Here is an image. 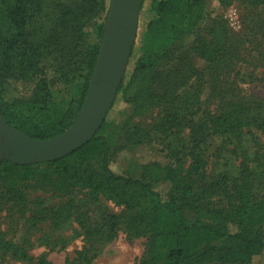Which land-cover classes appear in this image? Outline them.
I'll return each instance as SVG.
<instances>
[{
	"label": "trees",
	"instance_id": "trees-1",
	"mask_svg": "<svg viewBox=\"0 0 264 264\" xmlns=\"http://www.w3.org/2000/svg\"><path fill=\"white\" fill-rule=\"evenodd\" d=\"M233 1L218 3L226 7ZM251 1L264 11V0ZM109 2L85 0L80 7L57 3L54 34L59 35L45 42L31 31L42 0H0V115L10 126L33 139H46L72 124L96 63ZM206 7L207 0H150L153 16L145 25L146 43L117 91L131 105L132 116L148 111L153 87L162 76L173 80L169 89L172 95L179 88L184 90L186 101L198 98L207 79L215 86L233 51L225 44V21L211 25L205 30L206 36L202 34ZM87 23H91V29L84 31ZM64 31L71 32L70 38L64 37ZM195 57L203 61V69ZM49 64L63 70L62 78L68 79L71 74L79 80L77 95L62 108L53 106L43 76ZM32 81L28 97L6 98L10 85ZM220 101L222 109L216 114L209 112L204 121L191 113L189 158L170 156L155 181L113 167L110 138L101 132L103 122L87 143L62 158L33 164L0 158V191L2 184L7 186L1 199L21 200L18 186L32 181L58 193L82 189L92 199L103 196L122 206L131 233L147 237L145 253L136 264L228 260L252 264L254 256L264 253V189L254 190V170L243 160L237 176L222 173L208 178L206 167L211 158H220L230 137L239 143L244 129L254 127L264 134V115L262 107H251L241 99L226 101L220 97ZM175 120L174 116L168 119L170 124ZM160 184L166 186L165 193L158 188ZM216 196L226 201L214 206L211 200ZM187 213L194 217L189 219ZM121 220V215L108 214L104 231L85 229L86 242L70 264H90L98 251L87 241L94 234L112 240ZM0 252L25 263L33 261L24 247L5 240L1 233ZM34 264L50 263L40 256Z\"/></svg>",
	"mask_w": 264,
	"mask_h": 264
},
{
	"label": "rangeland",
	"instance_id": "rangeland-1",
	"mask_svg": "<svg viewBox=\"0 0 264 264\" xmlns=\"http://www.w3.org/2000/svg\"><path fill=\"white\" fill-rule=\"evenodd\" d=\"M84 1L42 0L39 16L31 31L41 41H49L56 34L59 35V32L54 34V27L58 25L56 4L80 7ZM149 3L150 0H144L140 8L138 29L124 80L128 78L141 47L146 43L145 25L153 16ZM221 21L226 24V47L233 51V55L219 74L215 86L207 79L205 90L198 98L190 97L186 101L182 88L172 95L169 89L173 80L162 76L153 87L148 111L141 116H132L131 105L120 94H116L101 130L110 138L113 167L116 170L155 181L161 177L162 168L170 156L189 158L192 147L191 113L194 112L193 118L200 117L204 121L209 112L216 114L222 109L220 97L226 101L241 99L251 107H262L264 115V11L251 0H234L226 7L219 5L218 0H207L205 17L201 22L202 34L206 36L205 30ZM91 26V23H87L84 31H89ZM63 35L70 38L71 32L64 31ZM195 59L200 69H203V61L197 57ZM62 73L63 70L56 64H49L43 70L53 106L61 108L77 95L79 81L71 74L67 75L68 79L62 78ZM33 84L34 81L10 85L6 98L28 97ZM172 116L176 120L170 124L168 119ZM241 160L254 170V190L262 192L264 134L254 127L244 129L239 143L230 137L220 158L209 160L206 175L208 178L222 173L237 176ZM6 187V184H2L1 195L5 193ZM18 188L22 191L21 200L6 201L0 196V233L5 240L24 247L33 261L25 263L11 257V254L0 252V264H34L40 256H45L50 264H70L76 251L86 242L84 232L94 227L104 231L108 214L122 216L120 227L112 240L105 241L100 234H94L87 241L98 251L90 264H136L144 255L147 237L131 233L122 206L115 205L103 196L92 199L82 189L58 193L40 188L34 181L19 185ZM158 188L161 192L166 191L163 184ZM224 201L222 197L216 196L211 203L220 206ZM187 216L189 219L194 217L192 213H187ZM263 261L264 253H261L253 257L252 264H262ZM209 264L243 263L228 260Z\"/></svg>",
	"mask_w": 264,
	"mask_h": 264
},
{
	"label": "water",
	"instance_id": "water-1",
	"mask_svg": "<svg viewBox=\"0 0 264 264\" xmlns=\"http://www.w3.org/2000/svg\"><path fill=\"white\" fill-rule=\"evenodd\" d=\"M144 0H110L96 63L82 106L62 133L33 139L0 115V158L15 164L44 163L87 143L102 125L124 77Z\"/></svg>",
	"mask_w": 264,
	"mask_h": 264
}]
</instances>
